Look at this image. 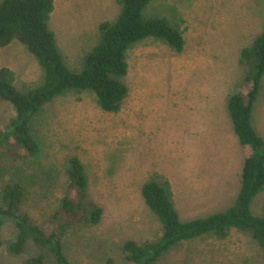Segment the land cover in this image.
<instances>
[{
  "label": "rangeland",
  "instance_id": "rangeland-1",
  "mask_svg": "<svg viewBox=\"0 0 264 264\" xmlns=\"http://www.w3.org/2000/svg\"><path fill=\"white\" fill-rule=\"evenodd\" d=\"M116 0H54L48 27L67 67L80 70L99 42V25L114 22ZM147 16H162L180 27L181 53L159 39L141 40L126 52L128 88L119 111L105 112L93 91L66 92L33 118L37 155L17 148L12 138L0 146V187L20 182L27 190L24 213L50 234L52 214L67 192L68 160L77 157L88 179L87 198L102 209L96 224L83 220L63 238L70 264H123L121 246L160 236L161 224L146 205L142 185L158 175L171 185L182 221L204 218L235 204L244 160L243 147L227 113V98L242 82L241 50L264 31V0H152ZM14 72L19 90L42 84L44 71L19 41L0 48V68ZM14 116L0 100V132ZM255 132L264 140V75L251 111ZM259 152H264V147ZM264 190L251 211L262 214ZM0 264H24L41 252L28 241L12 256L13 220L1 228ZM155 264H264L250 236L232 229L224 240L205 236L175 245Z\"/></svg>",
  "mask_w": 264,
  "mask_h": 264
},
{
  "label": "trees",
  "instance_id": "trees-1",
  "mask_svg": "<svg viewBox=\"0 0 264 264\" xmlns=\"http://www.w3.org/2000/svg\"><path fill=\"white\" fill-rule=\"evenodd\" d=\"M150 1L116 0L120 6L116 20L99 25V42L84 56L82 68L73 70L66 66L55 35L48 27L54 0H0V48L19 41L44 71L42 84L19 90L14 85V72L0 68V100L8 102L14 111L6 131L0 132V146L12 138L25 154L37 155L39 143L32 134V120L47 103L66 92L80 94L91 90L103 111H119L128 94L122 81L128 71L126 52L135 43L155 38L181 53L182 30L165 17L147 16L145 8ZM239 63L244 76L227 98V113L239 143L251 147L252 153L244 160L235 204L204 218L182 221L174 206L170 183L152 175L142 185L141 195L159 219L161 233L144 242L125 241L121 246L123 264H155L178 243L205 236L224 240L232 229L248 234L264 258V204L262 214L251 211L255 197L264 190V152H259L264 140L251 123L252 107L264 75V31L251 46L241 50ZM66 176L67 192L50 218L53 225L50 234L23 212L27 190L22 183L8 182L0 187V248L2 225L13 220L16 235L7 248L10 255H21L31 240L54 258L53 264H70L62 245L66 230L80 220L98 223L102 209L86 196L88 179L79 158L68 160ZM24 264L49 263L46 253L41 252Z\"/></svg>",
  "mask_w": 264,
  "mask_h": 264
}]
</instances>
